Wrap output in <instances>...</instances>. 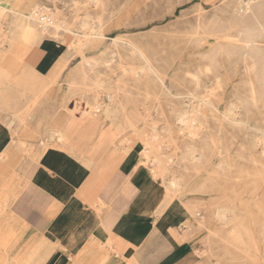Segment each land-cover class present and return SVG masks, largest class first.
<instances>
[{"label": "rangeland", "instance_id": "1", "mask_svg": "<svg viewBox=\"0 0 264 264\" xmlns=\"http://www.w3.org/2000/svg\"><path fill=\"white\" fill-rule=\"evenodd\" d=\"M72 1L41 0L33 7L37 9V6H41V14L51 19L67 21L73 30L80 31L86 23L94 29H98L100 25L101 32L107 36L119 35L122 40L126 37L135 41L151 59L155 69L162 74L164 85L171 93H197L199 97L213 101L220 111L231 105L242 107L240 100L248 99L251 88L250 81L247 80L249 73L244 70V64L240 61L232 64L231 60L221 59L218 68L216 67L208 75H202L198 84L183 79L185 67L180 64L190 61L186 67L192 68L198 64L203 68L206 61L202 59V55L209 50L214 41L218 40L203 34L198 35L196 40L194 38L188 40L196 19L201 15L202 24H208L217 16L223 20L228 19V12L224 9L229 10L231 7L225 6L226 0H100L95 6L86 1L76 0L75 3ZM248 13L249 11H246L244 14ZM5 21H8V16H0V51H5L2 52L4 55L0 56V60L10 54L15 65L24 62L40 63V56L45 52L43 60L51 62L52 58L46 59L48 51L31 50L32 46L42 39L45 45L49 43V39H53L55 43L61 42L65 50H77L75 43L71 42L73 39L68 40L66 36H60L59 30L57 33L53 30L42 33L34 41L28 42L17 34L16 29L5 31L4 27L10 26L2 23ZM9 37L14 39L11 41ZM73 38L76 40L77 36ZM20 42L24 44L22 50L28 52L21 53L17 59L10 51H22L16 48L17 43ZM125 45L128 44L124 42L121 45L114 44L112 40H105L96 47L82 49L85 55L99 59L96 64L77 63L80 55L72 57L68 63L76 64V68L72 76L67 78L66 101L64 99L65 102L62 104L45 105L44 114L36 111L42 106L40 96L36 95L38 94L36 84L32 86L29 83L27 89L22 83L13 85V92L16 94L13 95L14 102L8 107L13 115L20 117L16 119L17 125H22L24 122L44 123L46 128H56L59 137V129L68 126L76 117L85 124L88 113L84 110H89L88 107L99 103L100 112L92 115L97 114L94 127L103 126L106 129L103 146L110 150L118 147L122 152L128 145L131 149L126 151L138 149L141 152L142 149L144 163L150 165L152 173L154 170L158 171V165L154 160L157 154L170 156V158L162 157L163 166L167 169L166 177L175 175L181 176L182 179V187L179 188L180 190H173L174 194L203 197L202 217L199 218L196 229L203 264L252 263L251 258L244 254L239 258L237 254L231 253L238 250L235 244L247 247L245 246L248 245L246 224L239 226L238 221L220 220L216 214L220 207H224L227 214L235 213L239 218H247L250 231L256 234L259 247L262 246L256 264H264V241L263 238H258L263 237L264 233V170L258 179L261 182L258 183V192L261 194L260 205L252 210L257 217H251L248 212L244 214L246 198L249 195L248 179H251L247 172L253 165L248 157L251 153L248 134L223 121L220 112L210 111L208 106L201 104L202 111L204 109L202 129L196 146L200 159L195 162L196 169L192 168L189 172H185L183 165L186 161L181 153H185L186 146L182 140V133L176 126L177 112L184 107V102L166 92L151 72L141 69L139 58ZM73 55L64 58L68 59ZM106 55L112 56L110 66L100 62V59ZM124 68L130 69L124 70ZM217 74L224 75L226 79H214ZM31 75L32 73H23L20 79L23 82L36 80ZM4 79L0 77V81ZM11 80L13 83L14 79ZM46 90L47 88L43 89ZM27 92L30 94L28 103L20 104V101L27 96ZM107 94L112 95L113 98L108 99ZM33 98L34 101H31ZM242 104H245L242 112L236 109L238 112L234 116L248 118L250 121L252 115L250 112L253 111L258 116L259 125L263 126L264 111L252 110L251 106ZM71 105L73 109L70 110ZM108 106H112L111 115L103 113ZM40 114L44 120L34 121L33 118ZM76 126L81 127V125ZM125 138L129 142L128 145ZM210 139L212 144L209 142ZM114 143L118 144L116 148ZM157 145L159 149L156 151ZM74 153L83 158L89 157L90 154L86 151H74ZM100 154L102 153H95L93 157ZM93 157L90 159L93 160ZM257 163H259L258 168H262L264 158H260ZM156 177L163 179L159 175ZM198 183L202 184L200 189L197 188ZM188 187L193 188V191L188 192L185 189ZM249 217L256 222H251ZM234 227L236 230L240 229L238 232L240 239L233 238L234 233L231 229Z\"/></svg>", "mask_w": 264, "mask_h": 264}, {"label": "crops", "instance_id": "2", "mask_svg": "<svg viewBox=\"0 0 264 264\" xmlns=\"http://www.w3.org/2000/svg\"><path fill=\"white\" fill-rule=\"evenodd\" d=\"M40 1L0 0V16H8L2 23L10 24L5 31L16 29L28 42L47 33L41 25L58 19L33 7ZM35 14L43 21L30 19ZM48 42L31 50L68 51ZM44 56L31 64L15 65L10 54L0 60V264H203L196 234L201 199L169 194L138 149L119 157L118 148L103 146L106 129L85 127L79 117L59 129L63 144L57 129L44 123L17 125L20 117L8 107L16 83L36 84L42 105L36 111L43 114L45 105L66 101L76 64ZM23 73L36 80L23 82ZM74 151L90 154L84 159Z\"/></svg>", "mask_w": 264, "mask_h": 264}, {"label": "bare ground", "instance_id": "3", "mask_svg": "<svg viewBox=\"0 0 264 264\" xmlns=\"http://www.w3.org/2000/svg\"><path fill=\"white\" fill-rule=\"evenodd\" d=\"M86 1L95 6V4H99L98 1L100 0H81ZM73 3L77 2L76 0L72 1ZM226 7H231L229 10H225L228 12V19H220L218 16L215 19H211L208 24H202L203 21H200V18L196 19L195 26L190 31L189 39L192 40L193 38L196 40L198 35H208L217 38L218 40L214 41L211 44L209 50L202 55V59L206 61V65L202 68L198 64L192 68L186 67L190 61L185 62L184 64H180L184 66L183 69V79L188 80L189 82H194L198 84L201 79L202 75H208L212 73L217 65L220 64L221 59L225 58L231 63L241 62L244 64V70L249 73L247 80L250 81V91L248 93V99L240 100L242 107L231 105L226 106L225 109L220 111L217 106L214 105L213 101L209 98H202L199 97L197 93L194 92H182V93H171L169 88L164 85V78L162 74H160L154 67V64L151 62V59L148 57L147 54L144 53L143 49L137 45V43L130 38H124L123 40L119 38V35L115 36H107L105 33L101 32V28L99 25L98 29L91 28L84 24L81 30H73L69 23L65 20H57L55 23H46L45 25H41L45 28L46 32L48 31H55L57 30L61 32L60 36H66V38L73 39L71 42H74L77 46L76 51H48L46 55V59L49 58H57L59 56L60 63H68L72 57L75 55H80V58L77 60V63L82 64H96L99 62V59L92 57L91 55H85L82 49L85 47H96L99 43L105 40H112L114 44L119 43H127L129 49H131L132 54L136 55L139 58V63L141 65V69L147 70L153 74V76L161 83L162 88L165 89L170 95L182 99L184 102V107L177 112L176 116V126L182 133V140L184 141V145L186 146L185 153L181 156L186 161L183 165V169L185 172H189L192 168L196 169L195 162L200 159V155L197 154V143L200 140V131L202 129V118H203V111L201 104L208 106V110L220 112L222 120L227 122L230 125H234L235 127L239 128L240 130H244L249 137V144L251 153L248 156L249 159L252 160L253 165L252 168L249 169L247 175H249L251 179H248L249 186V195L246 198V207L245 213H250V216L253 218L257 217L255 212L252 213L254 207H259L261 194L258 192V183H261L259 179V175L264 170V165L262 168L259 167V163L257 161L260 158H264V125H259L257 119L258 116L256 113H252L250 116V121L244 119L243 117L234 116L237 112L236 109L242 112L244 108L242 103H246L247 106H251L252 110H262L264 111V0H226L225 1ZM224 6V7H225ZM249 11L247 15L244 13ZM30 19L43 21L39 15H32ZM101 20V19H100ZM83 21V20H82ZM86 21V20H85ZM88 21V20H87ZM94 23H92L93 25ZM47 26V27H46ZM54 33V34H56ZM77 36V39L74 40L73 37ZM121 37V35H120ZM71 42H68L71 44ZM59 46L64 47L61 42H59ZM13 53V57L15 56L17 59L19 55L25 54L28 51H10ZM74 54V55H73ZM84 54V55H83ZM4 55L2 51H0V56ZM67 55H73L68 59L64 58ZM112 56L106 55L100 62L104 63L107 66L111 65ZM110 62V63H109ZM218 68V67H217ZM130 68H124V70H129ZM136 73V71H135ZM220 78L224 79L225 76L222 74H217L214 76V79L220 80ZM226 79V78H225ZM124 84V83H123ZM210 87V86H209ZM121 88V87H120ZM210 94V93H209ZM108 99L113 98L112 95H106ZM74 99V98H73ZM111 100V99H110ZM34 101V98L31 99ZM76 102V101H75ZM74 102V104H75ZM79 102V101H78ZM78 107V106H77ZM89 110H84L85 113H88L87 120L85 121L87 127H92L95 125L96 115H92L93 113L100 112V104L94 103L90 107ZM82 109V108H81ZM87 109V107H86ZM112 106H108L107 109L103 110L105 115H111ZM249 111V108H248ZM78 113V112H77ZM214 113V112H213ZM78 115V114H77ZM131 116V115H130ZM3 131V130H2ZM2 135V134H1ZM58 141L63 144L64 138L59 135ZM7 142V141H6ZM125 142L127 145L129 144L128 140L125 138ZM210 144H212L211 139L209 140ZM115 147H117V143H114ZM157 145L155 147L156 151L159 149ZM126 149H131L128 148ZM118 148V147H117ZM137 148V147H136ZM48 149V148H47ZM56 149V148H55ZM119 149V148H118ZM124 150L122 152L120 150L118 156H123L125 153L129 151ZM141 149V148H140ZM144 150L147 149L144 147ZM47 151V150H46ZM109 151V150H108ZM142 152V149H141ZM5 155V153H0V156ZM109 155V154H108ZM43 157V156H42ZM170 158V156L165 157V155H158L154 159L158 165V171L154 170L153 175L163 177V184L165 185L166 191L171 195L174 194L173 190H180L179 188L182 187L181 185V176H167L166 177V167L163 166L164 159L162 158ZM163 159V160H162ZM150 160V159H149ZM144 163V160L142 161ZM147 163V162H146ZM172 165V163H171ZM170 165V166H171ZM177 165V164H176ZM151 177V176H150ZM187 182V181H186ZM158 184V183H157ZM202 184H197V188L200 189ZM162 187V186H161ZM261 187V186H260ZM188 192H192L193 188H185ZM159 190V189H158ZM161 192V191H160ZM263 194V193H262ZM197 199H202L201 196H196ZM208 206V205H207ZM243 208V209H244ZM187 214V213H186ZM185 214V215H186ZM217 216L220 220L227 222L238 221L239 226H244L246 224L247 228V238H248V245L247 247H241L238 244H235L237 251H231L234 254H237L239 258L244 254L251 258V264H256L259 257H260V249L258 244L257 236L254 232L250 231L249 229V222L247 218H239L235 213L227 214L225 212L224 207H220L216 211ZM191 216V215H190ZM249 216V215H248ZM255 216V217H254ZM260 216V215H259ZM186 217V216H185ZM184 217V218H185ZM192 217V216H191ZM249 217L251 222H256L255 219ZM196 223V222H195ZM262 224V223H261ZM233 234V238L240 239L239 228L236 230L235 227L231 229ZM264 241V233L263 237ZM264 246V245H263ZM243 255V256H244Z\"/></svg>", "mask_w": 264, "mask_h": 264}]
</instances>
